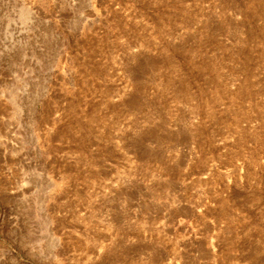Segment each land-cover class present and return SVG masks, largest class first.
Returning a JSON list of instances; mask_svg holds the SVG:
<instances>
[{"label":"rangeland","instance_id":"374dc122","mask_svg":"<svg viewBox=\"0 0 264 264\" xmlns=\"http://www.w3.org/2000/svg\"><path fill=\"white\" fill-rule=\"evenodd\" d=\"M0 264H264V0H0Z\"/></svg>","mask_w":264,"mask_h":264}]
</instances>
